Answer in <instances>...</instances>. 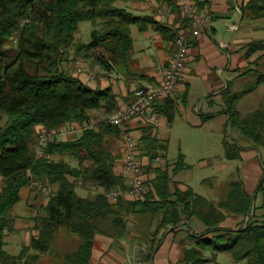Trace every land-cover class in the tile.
<instances>
[{"label":"trees","instance_id":"16d2710c","mask_svg":"<svg viewBox=\"0 0 264 264\" xmlns=\"http://www.w3.org/2000/svg\"><path fill=\"white\" fill-rule=\"evenodd\" d=\"M140 3L146 0H0V264H20L30 251L49 253L60 228L80 236L82 242L74 253H67L65 264H91L97 235L122 236L128 227L130 215L159 218L156 235L172 229L175 233L192 219H199L208 228L207 233H193L190 239L195 247L185 249L182 262L205 264V253L214 256L227 252L235 261L245 264H264V173L255 195L247 192L241 181H233L231 190L218 206L198 195L193 188L186 191L177 186L171 189L169 169L155 167L158 157H166L168 144L160 140L155 128H141L143 137L139 150L148 158L145 190L141 198L113 204L104 193L125 190L126 178L115 174L117 157L107 146L109 136H120V127L112 126L107 117L117 111V99L111 89L96 90L86 86L69 68V53L75 43V33L84 21L93 22L92 41L77 44L76 51L93 55L98 65L112 69L114 65L126 67L133 53L131 27L139 31L149 27L173 40L179 31L189 29L191 20L184 14L185 25L169 29L152 16H136L127 9L115 6L117 2ZM176 12L181 5L177 0H164ZM177 1V2H176ZM200 10L207 11L209 3L190 0ZM241 16L245 19L264 18V0H242ZM245 56L251 59L264 53V41H255L246 47ZM264 61L260 56L253 66ZM240 77L252 75L255 82L243 93L234 92L228 85L224 99L229 125L241 132L255 147H264V109L241 119L237 100L245 93L264 84V72L249 67L238 70ZM175 95H173L174 97ZM159 100L155 113L175 120L176 100ZM184 102V99H183ZM90 111H103L107 119L94 124ZM213 116H204L208 121ZM76 124L83 129L75 140L55 139L37 152L38 136L42 131L59 132L61 128ZM226 158L240 160L243 148L236 142H224ZM69 154L78 159L76 168L54 156ZM90 165H84L85 162ZM182 154L172 171L173 175L187 169ZM154 175V177L150 175ZM34 181L48 187L49 200L40 207L36 216L38 235L24 247L19 256L5 251L6 232L15 230L12 209L21 200V190ZM78 184L95 192L91 198L76 193ZM56 187V189H54ZM254 197V198H253ZM260 205H256L258 200ZM232 230L221 228L229 216L248 219ZM163 237L150 241L145 261L152 264ZM30 258L38 262L40 255ZM26 264H29L28 261Z\"/></svg>","mask_w":264,"mask_h":264},{"label":"crops","instance_id":"0c3cea01","mask_svg":"<svg viewBox=\"0 0 264 264\" xmlns=\"http://www.w3.org/2000/svg\"><path fill=\"white\" fill-rule=\"evenodd\" d=\"M242 3V0H211L208 4L207 13L210 17V23L199 38L191 41L189 63L184 73L185 76L179 91L173 97L176 100L174 123L177 120L176 115L179 112L184 118H186L187 123L194 128H208L209 131L213 132H226L225 127L229 125L230 116L226 114L227 107L224 96L229 88L228 85L230 84L235 92L237 86L244 77H240L241 73H239L238 70L243 72L249 67H254L255 65L253 66V64L256 60L264 55V53H257L247 61L248 58L245 56V49L251 43L245 46L242 40L233 39V37L226 42L224 41V35L218 42L217 37L219 31L215 27L214 21L217 19H222L224 21L229 19L235 21L236 16L241 15ZM138 4L139 6H137L135 10L142 13L140 16H152L155 20L161 22L169 29L176 30L185 25V18L182 11L180 9L177 12L172 10V7L164 0H146ZM227 29L229 31H237L240 29V25L233 23L232 25H228ZM139 33L142 34V37H139L136 40L133 39V53L128 62L129 64L126 67L114 65V68L106 70L103 69L101 65H98L95 58L92 57L90 60L83 63V66L73 69V75L78 77L86 86L88 85L96 90L111 89L117 99V110L127 108L134 101L135 92L138 88L148 83L158 84V82L164 78V73L170 66V61L175 54L176 47L174 41L166 40L162 34L155 31L153 28L149 27L145 31H139ZM79 68L84 70L83 74L78 73ZM87 72L94 74L95 78L89 79ZM263 101L264 84L259 85L253 92L239 98L236 107L241 119H245L250 114L258 111ZM204 116H213V118L204 122ZM156 117L159 119V126H153L138 119H132L131 122L120 127L121 134L119 137L125 142L126 135H131L136 144L140 145L143 137L141 128L150 125L155 128L158 138L168 144L167 141L161 138L160 130L162 127L166 126L171 128L174 123L170 125L168 118L162 114H157ZM68 136L69 135L62 136V138L66 140L69 138ZM113 141H115V139H111L110 142ZM123 148L124 145L118 149L113 147V150L111 151L117 157L114 169L115 174L118 176L121 175L127 180L129 174L125 170ZM256 149L260 150V148L257 147ZM244 150L245 148H243V151ZM242 152L240 160H243ZM139 159L142 162L144 169H146L149 161L141 151ZM166 160L167 155L166 157H161L159 161L156 160L157 163L155 164V167H162L163 169H169L170 171V165ZM87 163L90 165V162L87 161ZM172 171H170L172 175L171 189L174 190V187L177 186L183 191L188 190L190 187L183 184L182 181H175L177 174L181 171L176 173V175H173ZM150 176L154 177L153 174ZM262 176L263 173H257L255 176L252 175L247 177L246 184H243L249 194L251 192L250 187H252V185L255 187L257 183L259 184ZM100 193L104 194L106 192H104L103 189H100ZM130 216L131 219H128L129 216L127 217L128 227L122 236L97 235L91 264H131L127 262L128 258L138 257L149 252L150 247L146 244H141L139 241L140 236L146 238L149 237L148 235L150 233H147L148 235H146L141 230L137 229L142 223L145 224L147 221H142L135 217L142 215ZM34 219L35 217H31L27 219V221L22 220L21 222H15V230L9 232V235L15 233L19 235L24 233L27 235L29 240L23 245V248L29 246L33 237L38 235ZM236 222L240 221L236 220ZM179 230L180 229L173 233L170 232V229L166 231L167 233L165 235V231L161 234L160 238L163 237V240L158 251L153 256L154 264H157L156 259L160 253V258L162 259L161 263L163 264L173 262L174 264H185L181 260L185 248H183L182 240L177 241V237H175ZM127 232L131 234L129 235ZM155 234L153 236H155ZM114 236L118 237L120 240L116 241ZM153 236L151 237V240L154 238ZM37 254L39 253L30 251L21 263L26 264L28 261L29 264H38L42 261V255L46 253L39 254L40 258L38 262L31 261L30 258L35 257ZM137 264L144 263L137 261Z\"/></svg>","mask_w":264,"mask_h":264},{"label":"rangeland","instance_id":"374dc122","mask_svg":"<svg viewBox=\"0 0 264 264\" xmlns=\"http://www.w3.org/2000/svg\"><path fill=\"white\" fill-rule=\"evenodd\" d=\"M115 6L125 10L127 9L136 16H140L142 14L135 10V8L139 6L138 3H124L119 1L115 3ZM214 23L215 27L219 31V35L217 37L218 42L222 39L223 35L225 36L224 41L227 42V40L233 37V39L242 40L245 46L249 43H255V41H264V18L252 19L250 16H247L245 19H242V16L239 15L236 16L235 21L229 19H226V21L217 19ZM233 23L240 25V29L237 31H229L227 26L232 25ZM94 29L95 25L93 22L84 21L79 25V29L74 35L75 43L72 45L69 53L68 66L71 71L79 66H83V63L93 57V55L87 56L85 53H79L76 51V45H85L90 43L92 41L91 35ZM131 35L135 40L142 37V34L139 33L136 26L131 27ZM247 61H249V59H247ZM253 68L264 72V62L261 61V63ZM254 82V76H244L235 92L243 93L245 90H248L250 85ZM249 93L243 94L242 97ZM260 108L264 109V101L262 102ZM90 114L94 124L102 122L103 119H109V117L106 118L103 111H90ZM176 116L177 120L173 127L170 128L169 126H166L162 127L160 130L161 138L168 142L169 150L166 162L170 165V171H172L175 167L180 154L185 156L186 164L189 167L188 169L178 173L175 181H182L183 184L193 188L198 195L207 198L214 205L218 206L220 202L228 196L231 190V187L229 186L233 183V181H241L246 184L247 177L252 175L255 176L257 173H264V147H260V150H257L252 142L241 135L240 131L234 129L230 125L225 127L226 132L224 133L209 131L208 128L198 129L187 123L186 118H184V116L179 112ZM5 118L6 117L4 116L3 121L0 123V127L4 126ZM80 135V132L75 133V135H69V138L66 140H75V138L80 137ZM58 139L60 141L64 140L62 136ZM111 139H115V141L110 142ZM224 141H228L230 144H234L236 142L239 146L245 148L242 152L243 160L230 161L226 158L225 146L223 144ZM124 143V140L119 136H109L107 138V146L111 150H113V147L115 149L122 147ZM53 159L57 162L65 161L74 168L79 166L78 159L69 154L57 155L54 156ZM84 165L89 164L85 162ZM146 171L147 170L144 169V173ZM2 185L3 184L0 181V189ZM39 185L40 184L38 182L34 181L30 186L22 189L20 193L21 200L11 211L14 223L21 222L22 220L27 221V219L31 217L36 218V216L40 215V207L48 202L51 191L46 193L39 190ZM256 186L253 187L252 185V187H250L251 195H255L259 186L258 183ZM54 189H56V187H54ZM98 192L100 193V189ZM76 193L85 198H91L93 194H95L94 190L90 191L89 189H84L80 184H78ZM260 204L261 200L259 199L256 202V205L258 206ZM135 217L142 221H147V223H142L137 229L141 230L146 235L150 233L148 235L149 237L146 238L140 236L139 241L141 244H146L150 247L151 237L155 234L159 218L151 217L150 215ZM128 219H131V216H129ZM236 220H239L240 222H236ZM247 222L248 219H245L244 217L234 218L229 216L228 220L221 224L220 229L226 228L235 230ZM207 229L208 228H206V226L199 219L194 218L191 223L182 225L175 237H177V241L182 240L183 248L192 249L195 245L190 239V235L193 233H196L197 235L206 234L208 231ZM163 232L164 231H162L159 235L155 234L157 240L161 237ZM127 234L130 235L131 233L127 232ZM55 237L56 238L50 252L43 254L42 261L38 264H65L64 257L66 254L77 251L80 243L82 242L80 236L71 234L66 227L60 228ZM4 239L5 251L13 256H19L23 245L29 240L27 235L24 233H22V235L16 233L9 235V232H6ZM114 239L116 241L120 240L118 237H115ZM160 255L156 259L157 264H163L161 263L162 259L160 258ZM205 259L207 260L205 264H245L244 262L235 261L231 254L227 252H222L214 256L211 251H208L205 253ZM137 261L149 264L148 261H145L144 255L132 258L130 257L127 259V262L131 264H137ZM169 264H174V262Z\"/></svg>","mask_w":264,"mask_h":264},{"label":"built area","instance_id":"2783aa9c","mask_svg":"<svg viewBox=\"0 0 264 264\" xmlns=\"http://www.w3.org/2000/svg\"><path fill=\"white\" fill-rule=\"evenodd\" d=\"M182 8V13L191 20V27L179 31L175 39V54L171 59L170 66L164 73V78L158 84L148 83L135 92L134 101L123 109H118L108 119L109 123L114 127L124 126L126 123L131 122L132 119H138L144 123L159 126V119L155 113V104L159 100L173 97L181 86L184 79V73L189 63L190 56V43L193 39L199 38L203 31L210 23V17L207 11L200 10L190 0H177ZM210 3L211 0H203ZM79 74H83L82 68L78 69ZM89 79H94L92 73L87 72ZM83 129L79 128L76 124L68 125L61 128L59 132L42 131L38 138L37 152L42 155L43 147L50 141L60 138L65 135H74L75 133L82 132ZM124 163L125 170L129 174L127 177V188L125 190H112L106 192L108 199L111 203L117 204L120 201L129 202L134 199L141 198L145 190L146 176L144 175V167L140 161V150L131 135H126L124 144ZM160 157L157 158V161ZM39 190L49 193L50 189L42 184L39 185Z\"/></svg>","mask_w":264,"mask_h":264},{"label":"water","instance_id":"95a60500","mask_svg":"<svg viewBox=\"0 0 264 264\" xmlns=\"http://www.w3.org/2000/svg\"><path fill=\"white\" fill-rule=\"evenodd\" d=\"M254 198V197H253ZM251 217V210L249 211V213H248V220H249V218ZM172 230V229H171ZM152 264H154V261H153V259H152Z\"/></svg>","mask_w":264,"mask_h":264}]
</instances>
